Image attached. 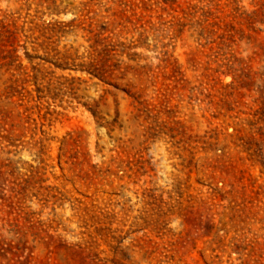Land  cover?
Returning <instances> with one entry per match:
<instances>
[{"label": "rangeland", "instance_id": "obj_1", "mask_svg": "<svg viewBox=\"0 0 264 264\" xmlns=\"http://www.w3.org/2000/svg\"><path fill=\"white\" fill-rule=\"evenodd\" d=\"M0 264H264V0H0Z\"/></svg>", "mask_w": 264, "mask_h": 264}]
</instances>
